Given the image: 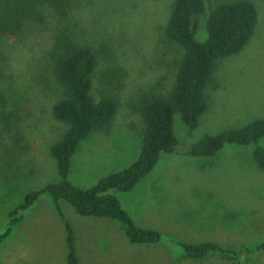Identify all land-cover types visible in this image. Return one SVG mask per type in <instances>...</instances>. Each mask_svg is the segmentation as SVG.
<instances>
[{
	"label": "rangeland",
	"instance_id": "rangeland-1",
	"mask_svg": "<svg viewBox=\"0 0 264 264\" xmlns=\"http://www.w3.org/2000/svg\"><path fill=\"white\" fill-rule=\"evenodd\" d=\"M233 1L206 4L210 10ZM249 1L258 11L255 32L239 54L216 62L205 91L208 109L193 137L187 136V126L176 113L177 152L162 153L133 191L115 192L119 201L127 198L125 211L137 225L161 233L160 243L132 244L118 222L80 216L65 201L60 202L61 215L43 197L22 213L0 243V264H67L66 221L76 231L79 264H264L262 251L238 261L218 254L184 259L178 245L214 242L239 250L264 242V170L254 161V146L226 145L211 158L187 154L205 135L264 118V0ZM71 2L84 36L108 43L106 62L124 71L116 92V117L107 129L92 132L71 160L70 181L91 188L138 159L144 122L131 106L140 94L152 88L167 93L173 86L178 52L162 38L175 0ZM205 25L206 17L200 19L198 41L207 38ZM55 26L52 19L46 26L30 25L20 35L0 39V103L14 114L10 128L0 115V235L28 194L59 181L51 147L61 141L67 126L52 113L62 95L50 58ZM260 145L264 147V139ZM230 231L238 235L224 236Z\"/></svg>",
	"mask_w": 264,
	"mask_h": 264
},
{
	"label": "trees",
	"instance_id": "trees-1",
	"mask_svg": "<svg viewBox=\"0 0 264 264\" xmlns=\"http://www.w3.org/2000/svg\"><path fill=\"white\" fill-rule=\"evenodd\" d=\"M72 12L71 0H0V39L20 35L30 25L46 26L54 19L56 26L50 58L62 95L52 113L56 120L67 126L61 141L51 147L59 181L26 196L11 213L9 226L0 235V243L10 235L23 212L47 197L60 214V202L65 201L81 216L118 222L132 244L156 245L161 241V233L138 226L122 208L115 192L132 191L156 167L162 153L177 152L180 142L173 128L176 113L187 126V136L193 137L208 109L205 91L215 64L219 59L239 54L248 44L258 23L257 8L249 0L223 3L210 10L206 0H175L162 38L167 47L178 52L173 62L176 69L173 86L167 93L152 88L140 94L131 106L144 122L138 159L130 167L102 178L91 188H80L70 181L71 160L92 132L107 129L116 117L119 107L116 92L122 86L124 71L106 62L110 45L86 38ZM205 17L207 38L201 42L196 39V34L200 19ZM5 105L0 103V115L10 128L14 114L7 111ZM263 139L264 118H261L239 129L205 135L190 145L187 154L211 158L226 145H253L254 161L264 170V147L260 145ZM65 227L67 264H79L74 232L69 223L65 222ZM178 245L182 257L192 260L218 254L227 261H238L241 256L264 252V242L255 249L239 250L214 242H178Z\"/></svg>",
	"mask_w": 264,
	"mask_h": 264
},
{
	"label": "crops",
	"instance_id": "crops-1",
	"mask_svg": "<svg viewBox=\"0 0 264 264\" xmlns=\"http://www.w3.org/2000/svg\"><path fill=\"white\" fill-rule=\"evenodd\" d=\"M223 151V150H222ZM222 151H220V152H222ZM219 152V153H220ZM253 153V152H252ZM140 183V182H139ZM138 183V184H139ZM137 184V185H138ZM136 188V187H135ZM134 188V189H135ZM133 189V190H134ZM132 190V191H133ZM131 192V191H130ZM129 193V192H128ZM126 202H127V198L125 199V200H123V201H120V203H121V206H122V208L124 209V210H127L126 208H125V204H126ZM67 203V202H66ZM77 213V212H76ZM78 214V213H77ZM81 216V215H80ZM84 217V216H83ZM131 217V216H130ZM132 218V217H131ZM133 219V218H132ZM134 220V219H133ZM67 222V221H66ZM68 223V222H67ZM139 226V225H138ZM141 227V226H140ZM66 228V227H65ZM143 228V227H142ZM148 229H151V228H148ZM72 230H73V232H74V235H75V240H76V251H77V237H76V231H75V229L74 228H72ZM251 231H254V229H252ZM12 232V231H11ZM233 235H238V232H236V233H234V232H227V233H224V236H226V237H231V236H233ZM66 236H67V230H66ZM218 237V236H217ZM210 238H212V240H215V238L216 237H210ZM65 243L67 244V242H66V239H65ZM219 245H221V246H223V247H229V246H227V245H224V244H219ZM68 247V246H67ZM229 248H231V247H229ZM77 255H78V253H77ZM79 257V256H78ZM66 258H67V256H66ZM66 263H67V260H66Z\"/></svg>",
	"mask_w": 264,
	"mask_h": 264
}]
</instances>
